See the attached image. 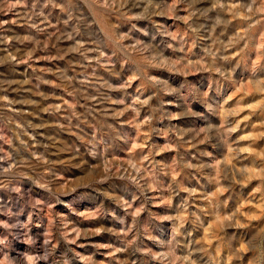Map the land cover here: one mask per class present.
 Wrapping results in <instances>:
<instances>
[{
    "label": "rangeland",
    "instance_id": "374dc122",
    "mask_svg": "<svg viewBox=\"0 0 264 264\" xmlns=\"http://www.w3.org/2000/svg\"><path fill=\"white\" fill-rule=\"evenodd\" d=\"M0 264H264V0H0Z\"/></svg>",
    "mask_w": 264,
    "mask_h": 264
}]
</instances>
